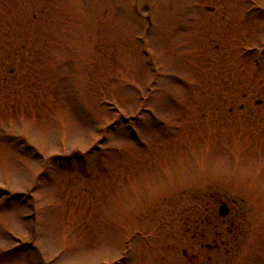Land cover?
Instances as JSON below:
<instances>
[{
  "label": "rangeland",
  "instance_id": "rangeland-1",
  "mask_svg": "<svg viewBox=\"0 0 264 264\" xmlns=\"http://www.w3.org/2000/svg\"><path fill=\"white\" fill-rule=\"evenodd\" d=\"M0 264H264V0H0Z\"/></svg>",
  "mask_w": 264,
  "mask_h": 264
},
{
  "label": "flooded vegetation",
  "instance_id": "flooded-vegetation-1",
  "mask_svg": "<svg viewBox=\"0 0 264 264\" xmlns=\"http://www.w3.org/2000/svg\"><path fill=\"white\" fill-rule=\"evenodd\" d=\"M240 109L243 110L244 109V105L241 104L240 105ZM216 183H220V182H210V185H214ZM222 184V182H221ZM213 201L216 202V207L213 209L214 212L212 211V213H214L213 215L209 214L207 221L211 224V226L214 229V235H213V239L211 241H208L205 245L201 244V246H206L207 249L210 252H217V251H222L223 250V246L225 245V247H227V245L229 244V242L225 239L220 242L218 240V237L223 236L224 232H223V227L226 226V233L228 235H237L240 234L239 231V226L240 223L239 221H237L238 216L240 217V215L242 214V212L240 210L237 211V217L230 219L231 216L233 215V211L234 208L231 206V204H233L235 202V200L231 201L229 199H223V198H214V194L211 195L210 200L208 202L212 203ZM231 201V202H230ZM231 203V204H230ZM218 205V206H217ZM225 206L227 208V213H222L220 210L221 208ZM204 220V219H202ZM205 234H203L204 236ZM227 252H229V248L227 247ZM209 259H212V255L209 256Z\"/></svg>",
  "mask_w": 264,
  "mask_h": 264
},
{
  "label": "water",
  "instance_id": "water-1",
  "mask_svg": "<svg viewBox=\"0 0 264 264\" xmlns=\"http://www.w3.org/2000/svg\"><path fill=\"white\" fill-rule=\"evenodd\" d=\"M222 213H227V208L225 206H223L220 210Z\"/></svg>",
  "mask_w": 264,
  "mask_h": 264
}]
</instances>
